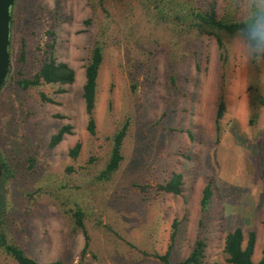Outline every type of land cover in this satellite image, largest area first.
<instances>
[{"label": "rangeland", "instance_id": "1", "mask_svg": "<svg viewBox=\"0 0 264 264\" xmlns=\"http://www.w3.org/2000/svg\"><path fill=\"white\" fill-rule=\"evenodd\" d=\"M238 5L15 0L0 90V161L11 172L0 180V232L8 242L40 263L162 264L155 254L171 248L178 264L202 235L206 264H234L225 238L241 228L244 246L255 233L253 260L264 258V61L234 56L233 35L221 33L220 43L219 33L194 24L195 12L212 6L219 18L238 20ZM97 45L103 60L91 133L83 92ZM50 58L73 67L75 80L25 84ZM66 125L71 132L52 145ZM125 125L123 159L106 177ZM174 173L182 174L180 194L160 187ZM0 264H18L1 245Z\"/></svg>", "mask_w": 264, "mask_h": 264}, {"label": "trees", "instance_id": "2", "mask_svg": "<svg viewBox=\"0 0 264 264\" xmlns=\"http://www.w3.org/2000/svg\"><path fill=\"white\" fill-rule=\"evenodd\" d=\"M194 24L199 26L201 29L205 30L207 27L214 32L216 31L218 35L219 42L221 43V33H225L227 35H233L237 26L238 20L236 19H226V18H219L215 11L214 6L212 9L205 12H195ZM212 33V31H209ZM103 60V51L102 46L97 45L92 53L89 63L86 66V81L84 84V92L83 96L86 102V111L88 114V130L91 133H95L96 129V121L94 118V108L96 102V94H97V84H98V76H99V69ZM75 80V70L66 62H58L55 58L47 59L39 72L36 73L33 79L25 80L24 83L27 85L30 84H40L45 82H60V83H72ZM225 102L222 101L219 104L218 112H217V119L223 116L225 112ZM127 131L126 125L119 129L113 138V148L110 160L107 164V167L102 172L106 177L113 172H115L123 159L122 155V145L124 141V137ZM71 127L66 125L62 127L58 133H56L52 137V145H56L59 143L65 133H70ZM80 149V143H77L74 148L71 150L72 155H77ZM1 159V157H0ZM1 162V161H0ZM2 164V163H1ZM3 174L0 177V180L3 178L5 180L6 176L9 175L10 167L7 163L3 162ZM182 174L174 173L172 177L166 181L165 183L160 184V187L165 192H171L174 194H180L182 192ZM212 196V188L210 185H207L204 188L203 195L201 198V208L204 212L205 217L201 219V225L205 223V219L208 218V210L209 204L211 202ZM1 208V207H0ZM1 212H4L2 210ZM74 216L76 218V223L84 227V213L80 208H77L74 212ZM178 226V221L175 220L173 224V232L171 239L175 240L177 235L176 229ZM244 242V233L241 228H236L233 231H230L226 238H225V247L224 250L228 255L227 260L234 264H264V258L260 259L259 261L253 260V252H254V243H255V233H251L249 241L246 246L243 245ZM0 245L4 248V250L13 256L18 264H62L61 260H53L46 263H40L35 258L29 256L24 249L21 247L14 245L7 241L6 235L0 232ZM88 246V242H86V247ZM206 246L207 241L205 237L202 235H198L194 247L189 253V255L178 264H206ZM85 247V248H86ZM85 250V249H84ZM171 253L172 250L169 248L166 253L158 254L156 253L155 256L160 259L162 264H172L171 262Z\"/></svg>", "mask_w": 264, "mask_h": 264}, {"label": "clouds", "instance_id": "3", "mask_svg": "<svg viewBox=\"0 0 264 264\" xmlns=\"http://www.w3.org/2000/svg\"><path fill=\"white\" fill-rule=\"evenodd\" d=\"M238 12L232 54L250 63L264 61V0H239Z\"/></svg>", "mask_w": 264, "mask_h": 264}, {"label": "water", "instance_id": "4", "mask_svg": "<svg viewBox=\"0 0 264 264\" xmlns=\"http://www.w3.org/2000/svg\"><path fill=\"white\" fill-rule=\"evenodd\" d=\"M15 0H0V90L6 80L11 64V18ZM0 162V177L3 174Z\"/></svg>", "mask_w": 264, "mask_h": 264}]
</instances>
